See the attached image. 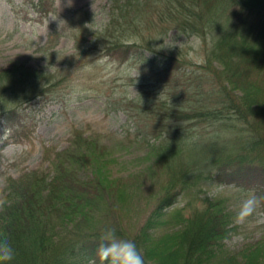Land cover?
Instances as JSON below:
<instances>
[{
    "label": "trees",
    "instance_id": "trees-1",
    "mask_svg": "<svg viewBox=\"0 0 264 264\" xmlns=\"http://www.w3.org/2000/svg\"><path fill=\"white\" fill-rule=\"evenodd\" d=\"M118 4V14L91 41L93 49L120 61L136 58L143 71L153 69L145 61L156 59L144 55L155 50L162 56L155 70L171 76L173 98L177 91L180 100L148 109L160 129L152 131L158 143H150L144 131L147 110L137 115L148 144L145 155L154 157L142 177H115L118 159L112 149L78 130L71 147L55 154L52 175L32 170L7 177L0 236H7L15 251L10 264H88L90 259L100 264L96 250L107 229L133 241L145 264H264L263 241L239 254L225 253L233 214L224 199L204 197L172 208L185 192L210 182L255 187L264 202V0ZM31 7L39 19L55 11L52 0H32ZM135 22L141 28L134 37L126 32ZM172 28L202 39L207 49L201 64L156 52L155 43ZM72 33L82 43L84 22ZM58 35L50 34L47 42ZM53 78L24 64L0 69V138L27 136L23 105L50 98L58 85ZM190 123L197 129L191 143L184 132Z\"/></svg>",
    "mask_w": 264,
    "mask_h": 264
},
{
    "label": "rangeland",
    "instance_id": "rangeland-1",
    "mask_svg": "<svg viewBox=\"0 0 264 264\" xmlns=\"http://www.w3.org/2000/svg\"><path fill=\"white\" fill-rule=\"evenodd\" d=\"M52 2L55 12L39 19L30 0H0V69L24 64L45 74L52 73L53 80H58L50 98L38 97L23 105V114L29 117L30 124L27 136L19 141L6 140L3 136L0 139V197L7 177L15 178L32 170L52 175L51 161L56 153L71 147L74 130L82 131L84 137L95 138L112 149L118 159L112 170L115 177L131 174L142 177L154 157L145 155L148 144L141 138L137 115L147 110L144 131L149 132L150 143H158L159 136L152 131L160 129L155 127V115L148 109L153 110L157 103L166 107L173 100H180L177 91L173 98L171 76H163V70L154 69L161 67V54L155 50L145 52L144 57L155 58L156 63L151 60L149 64L144 59L153 69L143 71L141 65L144 63L135 62L136 58L120 61L116 56L93 49L91 41L118 14L115 3L122 4L123 0ZM83 22L87 33L82 43L76 42L72 32L78 31ZM134 25L127 34L136 35V28L141 27L137 22ZM117 30L118 25L112 28L113 33ZM55 32L58 37L47 42L49 35ZM206 41H210L209 34ZM47 43L48 48L42 50ZM155 49L163 54L185 56L200 64L207 46L200 37L172 28L161 42L155 43ZM184 132L189 143L197 138V129L191 123ZM80 174L85 176L88 172L80 171ZM250 193L255 194V189L249 186L216 182L199 184L185 192L172 208L195 205L204 197L224 199L233 214V229L224 241L225 253L239 254L264 242V204L259 198L252 215L242 223L235 222L241 202ZM260 254H264V250Z\"/></svg>",
    "mask_w": 264,
    "mask_h": 264
},
{
    "label": "clouds",
    "instance_id": "clouds-1",
    "mask_svg": "<svg viewBox=\"0 0 264 264\" xmlns=\"http://www.w3.org/2000/svg\"><path fill=\"white\" fill-rule=\"evenodd\" d=\"M7 200L0 197V209ZM258 203V197L250 193L245 198L235 216L236 223L244 222L252 215ZM15 251L7 236H0V264H10L14 259ZM96 257L101 264H145L142 253L137 249L136 244L127 239L118 238L114 229H107L101 236V243L97 247ZM88 264H96V259H90Z\"/></svg>",
    "mask_w": 264,
    "mask_h": 264
}]
</instances>
